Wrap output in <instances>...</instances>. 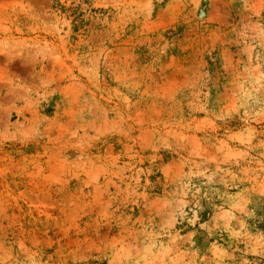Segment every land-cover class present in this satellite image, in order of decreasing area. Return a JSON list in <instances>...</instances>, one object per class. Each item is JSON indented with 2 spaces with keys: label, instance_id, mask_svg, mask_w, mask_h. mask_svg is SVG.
I'll return each instance as SVG.
<instances>
[{
  "label": "rangeland",
  "instance_id": "374dc122",
  "mask_svg": "<svg viewBox=\"0 0 264 264\" xmlns=\"http://www.w3.org/2000/svg\"><path fill=\"white\" fill-rule=\"evenodd\" d=\"M0 264H264V0H0Z\"/></svg>",
  "mask_w": 264,
  "mask_h": 264
}]
</instances>
